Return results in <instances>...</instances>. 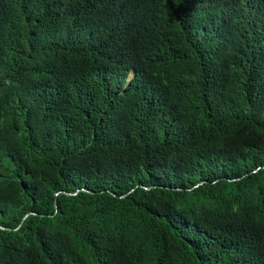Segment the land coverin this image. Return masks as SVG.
Masks as SVG:
<instances>
[{
    "label": "trees",
    "instance_id": "16d2710c",
    "mask_svg": "<svg viewBox=\"0 0 264 264\" xmlns=\"http://www.w3.org/2000/svg\"><path fill=\"white\" fill-rule=\"evenodd\" d=\"M0 264H264V0H0Z\"/></svg>",
    "mask_w": 264,
    "mask_h": 264
}]
</instances>
